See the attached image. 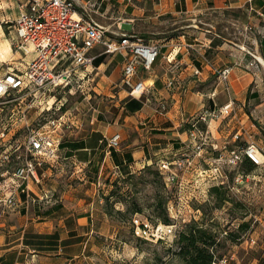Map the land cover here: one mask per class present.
Instances as JSON below:
<instances>
[{"label":"crops","instance_id":"obj_1","mask_svg":"<svg viewBox=\"0 0 264 264\" xmlns=\"http://www.w3.org/2000/svg\"><path fill=\"white\" fill-rule=\"evenodd\" d=\"M25 1L3 0L0 2V9L6 7L17 10L16 7ZM75 1L77 7H82L89 0ZM99 4V7L91 9V14L94 20L104 26L99 18H105L114 5L110 0H99ZM128 5L133 8L139 20H152L153 25H156L159 17L166 14L184 15L186 19L182 21H185L183 27L186 29L193 28L191 22L208 11L227 14L240 12L237 19L229 20L237 27L236 31L240 34L237 38L239 43L222 37H218L219 40L200 37L194 39L198 43L195 44L187 42L183 34L179 39H171L166 45H161L162 49L168 45L169 47L163 53L161 50L162 57L157 59L152 70L139 71L135 78L147 86V91L141 99L129 97L128 88L127 91L120 90L118 108L110 121L92 120L88 122V125L92 126L80 132L81 136H78L77 132L78 134L72 135L73 138L70 137L73 139L71 143L77 146L67 149L70 152L68 158L86 152L82 154L86 157L85 163L90 165L87 172L91 173L90 170H93L96 179H50L52 170L60 166L46 167L38 170L36 179H30L23 184L26 193L17 191L16 186L13 188V192H17L13 197V204L6 205L7 198L3 200L8 210L5 214H0V264H120L123 248L118 251L110 249L108 240H114L121 229L131 228L126 227L121 219L114 217L118 212L123 216L126 214L127 203L115 202L114 197L109 196V184L112 183H107L109 177L124 180L146 166L155 167L159 161L167 160L168 155L180 153L187 139L189 126L186 122L206 110L219 109L229 101H232L234 109L236 108L235 117L227 118L223 122L228 127L226 131L223 124H220L221 119L212 122L211 136L216 135L218 142H221L220 137H229L237 128L236 124L243 128L241 124L249 118L243 111L246 105H249L251 97L254 99L257 95H252L248 90L252 83L258 84L255 69L264 70V47L260 45L264 38V1L130 0L125 7ZM148 11L157 13L145 17V12ZM17 16L18 14H15L13 20ZM3 19L0 20V44L2 46L6 43L7 47L2 56L5 60H0V63L8 65L9 62L13 65L12 68L21 70L31 57L24 58L12 54L11 32H8L9 41H2V37H5L2 24L13 21ZM160 23L162 22L158 21V24ZM7 29L9 30V26ZM108 31L112 34H135L146 42L155 41L152 38L145 39L141 33L135 32L134 19H122L121 16L116 28ZM153 31L154 29L150 30L149 34H153ZM109 32L108 37L114 38ZM185 33L188 35L190 31ZM102 52L101 47L91 52L95 57V65L102 56L111 60L116 57L122 59L121 56ZM168 55L179 62L178 68L172 69L166 62ZM203 57L209 64L203 61ZM253 59L256 62L254 61L255 66L251 68L249 64ZM102 65L103 63H99L95 69H100ZM123 66L122 63L121 71ZM193 67L200 70L199 76L192 74ZM226 67L231 69L228 91L217 83V72ZM170 78L175 79L174 89H167L165 86ZM121 84L123 85L122 78ZM161 103L167 107L165 114L157 113ZM246 127L255 135H259L255 139L257 144L263 147L264 126L256 130L252 125ZM214 129L217 133H214ZM115 134L121 136L120 147L108 153L105 140ZM232 140L234 141V138ZM96 157L98 161L95 163ZM247 163L252 166L253 171L264 172V165L255 167L249 161ZM78 168L75 169L81 170ZM121 193L122 196L126 195L127 187H123Z\"/></svg>","mask_w":264,"mask_h":264},{"label":"built area","instance_id":"obj_2","mask_svg":"<svg viewBox=\"0 0 264 264\" xmlns=\"http://www.w3.org/2000/svg\"><path fill=\"white\" fill-rule=\"evenodd\" d=\"M115 1L120 3L130 0ZM99 5V0H89L82 7H77L75 0H26L25 3L20 4L17 18L5 22L9 26V32L12 33L10 38L12 54L24 58L31 57L21 70L8 66L4 68L3 65L7 64L0 63V122L1 106L10 104L12 108L9 119L12 121L14 117V120L18 117L17 120L21 122L25 131L24 143L21 146H7L0 151V170L4 164L10 163L12 155L16 156L19 165L14 169L12 177L18 180L19 184L15 189L21 193H26L23 184L30 179H36L38 170L53 168L59 164V149L66 122L61 115L44 120L43 114L50 112L51 109L59 112V107H52L57 104V96L61 90L73 80L75 82L84 80L95 70V57L91 54L94 49L101 47L103 54L122 57L124 60L122 83L128 88L129 97L141 99L147 91V86L142 81H136L135 78L139 71L152 70L161 54L162 46L155 41L146 42L135 34L110 33L92 17L91 9ZM108 32L115 37H108ZM186 48L188 49L189 46ZM202 59L209 64L206 58ZM165 60L172 69L179 67V62L174 57L168 55ZM254 65L253 60L249 67ZM230 71L231 69L226 67L217 72V83L227 91ZM192 74L199 76L200 70L193 67ZM165 86L167 89H174L175 79H168ZM46 98L51 102L47 108L43 106ZM36 99L41 101L36 105V124L33 125L28 114L35 106ZM166 110V105L161 103L157 113L165 114ZM235 114L234 103L229 101L219 109L206 110L186 122L189 126L187 134L196 144L194 153L189 155V148H186L182 159L161 160L155 166L163 180L164 188L177 189L180 205L176 209L173 206L169 207V217L172 220L170 224L161 221L152 222L146 217L134 215L130 220L133 237L153 244L164 243L171 247L178 233L183 230L186 219L188 220L186 215L199 213L197 208L192 207L194 202L203 204L208 201L210 189L223 187L235 195L241 194L243 189L249 190L251 181H260L256 175H253L256 171L252 170L253 173L237 174L233 184L229 185L224 173L225 168L239 167L244 160L255 167L264 165L262 160L264 148L259 147L249 134L242 146L219 147L211 141L212 122L233 118ZM200 125H204V129H201ZM241 129L244 131L243 128ZM240 131L234 135L237 141ZM120 143V134L105 140L107 152L119 148ZM20 149L21 153L18 152ZM204 156L208 167L206 169L201 168L197 162L193 163L194 160L200 162ZM193 171L195 176L187 180V174ZM13 193L6 197L9 204L13 203ZM246 243L253 246L256 241L250 238ZM233 262V256H224L214 259L212 264H233Z\"/></svg>","mask_w":264,"mask_h":264},{"label":"rangeland","instance_id":"obj_3","mask_svg":"<svg viewBox=\"0 0 264 264\" xmlns=\"http://www.w3.org/2000/svg\"><path fill=\"white\" fill-rule=\"evenodd\" d=\"M113 1L110 0V3L114 5L111 11L105 15V18H99L106 28L109 30L116 28L120 16L122 19H134L135 32L141 33L143 35L142 37L145 39H154L160 45H166L171 39H179L183 34L187 42L195 44L197 41H194V39L200 37L207 39L214 38L215 40H219L218 37H222L226 40L237 42V38L240 36L239 32L236 31L237 27L229 22V20L237 19L240 16V12L239 14L235 12L227 14L218 11H208L199 15L198 19L191 22L192 25H194L193 28L186 29L183 27L186 23L182 21L186 19L184 15L166 14L159 17L158 20H156V25H153L152 20H148V22L144 19L139 20L138 16L134 14L131 6L128 5L125 7L127 2L116 3ZM133 1L135 0H132V2ZM1 6L3 7V4H1ZM19 6L20 5L16 7L17 10H10L6 7L0 9V20L3 18V20H13L15 14H19ZM155 13L157 12L148 11L145 12L144 16H154ZM158 21L162 23L158 24ZM7 26L8 25L5 23L2 24L5 35V37H2L3 42H8L10 38L8 36L9 30ZM153 29V34H149V31ZM188 30L190 33L187 35L185 32ZM251 32L253 34L255 33L253 30ZM3 45L7 46L6 43H3ZM168 47L169 45L163 47L162 53L165 52ZM0 60H5V58L2 57ZM253 60L256 62L255 59ZM100 63H103L100 69H95L82 81L75 82L73 80L61 90L60 94L57 96V104L52 107H59V112H54V110L51 109L50 112H45L43 114L44 120L61 115L66 122L63 126V143L59 149L60 160L57 165L60 167L52 170L50 179H75L77 177L96 179L97 177L93 170H90L91 173L87 172L90 165L85 163L84 160L86 157L82 154L86 152H81V155L68 158L70 152L67 149L73 145L71 143L73 139H70V137L73 138L72 135L78 132V136H81L80 132H84L83 130L85 128L92 126L88 125V122L92 120L95 122L110 121L118 108V92L122 89L127 91L126 87L121 84V67L122 63L124 64L123 59L116 57L111 60V58L102 56ZM3 66L4 68L7 66L9 68L13 67L9 62L8 65ZM94 67H96L95 64ZM255 71L258 75V84L255 85L252 83L248 92L250 91L252 95L255 94L257 97L254 99L251 97L249 105H246L243 111V113L246 112L249 116L247 121L241 124L244 131L240 128L239 124H236L237 128L231 132L229 137H220L221 142L217 141L219 138L216 137V135L211 136V141H217L218 143H215L219 147L242 146L245 144L247 134H249L257 144L255 138L259 135H255L251 129L246 127L252 125L256 130L259 129L260 126H264V70L257 68ZM117 85H120V87ZM39 101H41V99H36L35 106L28 114L29 120L33 122V125L36 124L35 110H37L36 105H38ZM44 105L46 108L49 107V105H51L50 99L46 98L43 106ZM11 108L12 106L10 104H5L3 107L1 106L0 151L7 146H21L24 143L25 131L22 129L21 122L17 120L18 117L15 120L14 117L12 121L9 119ZM224 121L225 119H221L220 124L222 125ZM11 123H13V125ZM218 127L216 131H218ZM223 127L226 128L225 131L228 128L225 124H223ZM237 130H241L239 140L237 141L234 139L235 141H233L232 139L238 132ZM216 131L214 129V133H217ZM129 133L132 135L131 132ZM186 137L187 139L183 143V150L180 151V153H175V155H168V161L182 159V155L185 154L186 148H189V155L194 153L193 149H195L196 144L192 142L188 134ZM176 140L179 141L178 138ZM207 148L209 147L207 146ZM262 148H264V146ZM21 149L23 148L21 147ZM21 149L18 151L19 153H21ZM208 153L212 154L211 152ZM15 157L16 156L12 155L10 163L7 165L4 164L2 170H0V214H5L8 210L6 205H9V203L5 205L3 200H6L5 198L14 191L13 188L19 184L18 180L12 177L14 169L19 165ZM97 161L98 158L96 157L94 162L96 163ZM205 161L206 156H204L203 160H200V162L194 160L193 163L195 164V162H197L201 168L206 169L208 167ZM79 162L82 164H79ZM241 165L235 168L224 169L225 177L229 185L233 184L237 174L251 172H245ZM76 167H79L78 169L81 170L75 169ZM74 172L76 173L73 175L72 173ZM193 175L194 171L189 172L186 176L187 180L191 179ZM253 175H256L260 181H251L248 186L250 189H243L241 194L234 195L228 189L222 187L218 192L210 194L208 201L205 203L197 204V202H194L192 207L194 209L197 208L199 213H195L194 215L188 213L186 217H188L189 222L187 223L188 220L186 219V223L183 225V229L190 223V225L193 226L196 225L197 227L206 228V230L214 236V256L216 258L233 256L235 258L233 264H257V262H259L258 264H264V217H261L264 211V180L262 181L264 172L256 171ZM127 178H125V181L115 177L112 179L109 177L107 180V183H109V181L112 182L109 184V188L114 192V198L116 199L122 196L120 195L122 193H119L121 189L127 187V207L130 211L135 212L126 213L124 216L118 213L114 214L115 218L124 221L126 227H130V220L136 214L146 217L152 222L162 221V216L165 213L170 219L168 210L170 206H173L174 209L179 207L180 197L177 193V189H165L160 175L155 176L142 169L140 172H136V174ZM111 191L109 192L111 193ZM117 192L119 195H117ZM16 193L17 192L13 193L14 197ZM111 207L112 211H114L113 204H111ZM170 221L172 222L171 219ZM224 232L227 234H223ZM250 238L255 239V245H247L246 240ZM108 241L110 249L118 251V249L123 248L124 253L123 255L121 254L120 264H186L178 256L179 246L176 245L175 241L171 247L164 243L153 244L145 242L133 237L131 229H121L114 240Z\"/></svg>","mask_w":264,"mask_h":264},{"label":"trees","instance_id":"obj_4","mask_svg":"<svg viewBox=\"0 0 264 264\" xmlns=\"http://www.w3.org/2000/svg\"><path fill=\"white\" fill-rule=\"evenodd\" d=\"M264 1V0H262ZM261 47H264V38L260 42ZM264 59V56H262ZM100 61L96 62V65H99ZM201 129L204 127L199 126ZM189 128V127H188ZM187 128V129H188ZM63 141L60 144L62 145ZM73 147L77 145H72ZM70 146V147H72ZM112 153V152H111ZM241 167L245 172L251 171L252 166L247 163V160H244ZM145 171H148L150 174L158 176V171L154 166H146L143 168ZM154 170V171H153ZM130 177V176H128ZM127 178V177H126ZM128 179V178H127ZM126 179H124L125 181ZM123 181V182H124ZM222 188H212L210 190V194H214L218 192ZM118 193V192H117ZM121 193V192H119ZM119 193L117 195H119ZM122 195V194H120ZM110 197H115L113 191H111ZM119 197V196H118ZM115 202H126V195L120 196L118 199L114 198ZM111 206V205H110ZM135 211H130L127 207L126 213H132ZM137 212V211H136ZM119 214V212H118ZM120 215V214H119ZM162 223L170 224V219L165 213L162 216ZM191 224V223H190ZM187 224L184 229L178 233L177 240H175L176 245L179 246L178 256L186 263V264H212L216 257L214 256V236L203 227H197L196 225ZM186 228V229H185ZM132 234V233H131ZM219 259V258H217Z\"/></svg>","mask_w":264,"mask_h":264},{"label":"bare ground","instance_id":"obj_5","mask_svg":"<svg viewBox=\"0 0 264 264\" xmlns=\"http://www.w3.org/2000/svg\"><path fill=\"white\" fill-rule=\"evenodd\" d=\"M6 45H2V46H0V57L2 58V56L4 55V52H5V50H6Z\"/></svg>","mask_w":264,"mask_h":264}]
</instances>
